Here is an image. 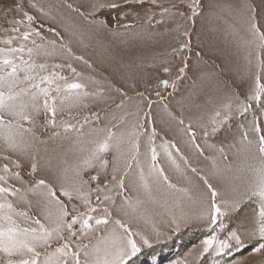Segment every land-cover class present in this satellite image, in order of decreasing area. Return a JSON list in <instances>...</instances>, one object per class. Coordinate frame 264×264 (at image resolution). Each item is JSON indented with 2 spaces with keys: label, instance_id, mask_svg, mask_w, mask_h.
Instances as JSON below:
<instances>
[{
  "label": "rangeland",
  "instance_id": "374dc122",
  "mask_svg": "<svg viewBox=\"0 0 264 264\" xmlns=\"http://www.w3.org/2000/svg\"><path fill=\"white\" fill-rule=\"evenodd\" d=\"M100 3L120 7L94 12L93 5ZM195 5L196 0H0V48L9 47L3 40L30 29L39 31L40 36L33 34L27 41L22 36L14 39L11 47L23 44L25 49L34 48L35 40L43 50L52 52L43 55L34 51L31 56L36 64L48 65L43 74L55 71L67 77L68 82L84 84V91L89 93L77 103L61 104L57 99L55 126L47 123L51 114L45 113L41 97L39 112L32 113L31 121L22 122L23 128L31 131H22L17 137L16 150L0 139V175L7 181L0 184L21 190L7 197L15 209L51 226L45 215L54 218L57 206L41 195L44 189L29 191L43 179L69 210L73 204L78 212L86 213L92 207L97 211L91 215L103 218L107 208L111 220L119 219L131 232L139 233L132 238L137 240L140 252L130 258L129 264H264V252L252 253L246 236V245L230 254L218 256L212 250L203 253L202 245L210 234L222 239L228 228H251L258 215L261 198H249L244 193L256 182L252 169L261 164L255 141L264 135V90L259 92V101L253 97L257 95V83L264 86V49H259L256 42H246L253 41L250 22L264 32V0H199L198 14L193 16ZM163 9L183 15H162ZM25 13L34 17L30 24ZM99 20L107 24L94 23ZM13 28L18 31L13 32ZM50 41H55V49ZM182 44L188 46L174 51ZM23 58L29 60L27 50ZM185 63L187 68L181 74L179 69ZM55 64L64 67L54 69ZM69 64L78 76L67 67ZM163 80L168 81L167 87L161 86ZM149 101L150 116L146 120ZM4 119L12 118L5 115ZM63 124L83 126V135L65 132ZM189 124L195 137L188 135ZM257 126L259 132L254 130ZM109 129L114 133L113 146L101 154L107 166L100 168L94 161L93 167L81 172L83 180L88 181L84 193L89 204L75 194L69 203L60 194L61 185L73 187L74 169ZM153 129L156 136L150 141ZM133 132L135 137L130 136ZM245 135L253 142L251 145L243 141ZM130 139L139 140L138 153L131 151ZM153 145L157 155L154 169ZM213 162L221 170L219 174ZM5 165L7 173L3 171ZM141 170L151 185V197L140 186ZM12 173H19V179ZM92 175L98 179L90 181ZM121 177L123 189L116 186ZM205 179L219 191L217 203L222 211L226 208L220 201L243 196L238 211H228L215 226L207 217L210 194L189 201L181 191L207 193ZM98 186L100 192L95 191ZM105 194L112 199L104 201ZM97 195L101 196L100 202ZM128 200L142 203L134 211L126 203ZM201 212L204 216L198 219ZM17 222L36 226L19 217ZM219 223L225 227L220 228ZM112 227L108 225V229ZM103 235L106 230L101 225L91 236L72 243L89 245L91 241L95 245L98 241L94 237ZM140 236L148 239V245L140 241ZM62 242L54 240L52 247ZM153 249L158 250L150 253ZM147 251L148 257L137 261ZM7 259L0 253V260Z\"/></svg>",
  "mask_w": 264,
  "mask_h": 264
},
{
  "label": "snow or ice",
  "instance_id": "6c2138e0",
  "mask_svg": "<svg viewBox=\"0 0 264 264\" xmlns=\"http://www.w3.org/2000/svg\"><path fill=\"white\" fill-rule=\"evenodd\" d=\"M143 3L145 0H139ZM152 3H156V0H152ZM19 7V5H18ZM72 7V5H68ZM105 7L117 8L120 5L115 3L105 5L103 3L93 5V10L99 11ZM199 7V0H196L195 7L192 8L193 16L197 15L196 9ZM92 13H90L91 15ZM163 14L183 15L182 13H171L170 9H163ZM29 24L34 20V17L24 14ZM83 15V13H81ZM123 15V14H122ZM16 23H22L17 21ZM101 26L107 24L105 20L94 21ZM249 30L253 36V41L256 42L259 49H264V32H261L255 23L249 24ZM13 32H17L18 29L13 28ZM40 36L39 31L30 29L24 31L18 36L10 37L3 40L2 43L9 45L7 48H0V139H2L8 148L16 150L18 147L17 137L20 136L22 131H31V129H24L22 122L31 121L32 113H38L40 109V98L43 97L42 107L45 113L51 114V119H47V123L55 126V114H56V101L57 99L61 104L65 102L77 103L82 97L89 95L88 92L84 91L85 85L80 82H68V78L59 75L53 71L51 73L43 74L44 70L48 68L45 63L36 64L35 61H31V56L34 51L37 54L52 55V52L43 50L41 45L36 44L35 40L32 41L33 47L25 49V45L21 44L19 47H11L14 39L23 38L27 41L31 35ZM187 35V33H184ZM53 49H55V41L49 42ZM187 44H182L179 49L174 51L182 50L187 47ZM27 50L29 60L23 58V53ZM71 50L69 49V52ZM19 54V55H18ZM82 59V57H76ZM54 69L62 68L63 65L55 64L52 65ZM68 68H71L74 75L78 76L75 69L69 64ZM187 64L179 69L182 74L185 72ZM39 69L40 72L36 70ZM168 71V69H164ZM63 81V83H60ZM161 86L167 87L168 81L163 80L160 82ZM175 87V82H173ZM264 90V86L257 83L256 91L257 95L253 97L259 101L261 96L259 92ZM159 95V93H157ZM151 101H149V112L145 114L147 120L150 116ZM5 115L12 119L5 121ZM138 116V112H137ZM169 116L171 114L169 113ZM219 116V113H217ZM175 119V117H171ZM87 122V121H86ZM183 120L180 124H183ZM83 126L77 127L76 125L63 124V130L65 132L74 131L80 135H83ZM188 135L195 137V132L190 131L191 124L188 125ZM255 131L259 132L257 126ZM58 133H54L57 135ZM114 133L111 129L107 131V135L104 136L103 140L97 141L96 146L89 152L88 156L84 158L81 165H78L74 171L76 179L72 188H65L61 185L60 194L68 198L69 203H72L73 196L75 194L77 199H82L85 205L89 204L88 199L84 193V185L88 181H84L81 172L86 168L94 166V161H97L100 168H105L108 161L103 158L102 153H107L113 146L111 141ZM131 137H135L136 133L130 134ZM156 136L155 129H153L149 140ZM243 141H247L249 145L253 142L248 141L247 136L243 137ZM119 141L115 147H119ZM258 152L261 157V164L258 168L252 169L256 176L255 184L247 190L244 195L252 196L258 195L261 199L259 201L258 215L253 218L252 227L249 229L241 228H228L227 235L219 239L215 234H210L207 239L202 242L203 253H208L212 250L216 255L230 254L233 249L239 250L242 246L246 245L245 236L247 237V243L250 244L252 253L259 254L264 252V135H260L255 141ZM131 151L138 153L139 151V140L130 139ZM223 151V149H221ZM151 159L153 161L152 168H155V162L157 159L156 149L153 145L151 147ZM227 159V157H225ZM131 167V164H128ZM213 168L216 174L221 172L220 169L216 168L215 162H213ZM3 171L7 173L9 171L7 165L4 166ZM36 171V164H32V173ZM195 171V169H193ZM162 175V171L160 173ZM14 178L19 179V173H12ZM98 179L97 175L89 177L90 181ZM116 180L115 175L112 178ZM167 181L166 177H163ZM124 178L117 182V187L123 189ZM140 186L144 189L145 193L151 197V185L145 179L143 170L139 173ZM0 182L6 183V177L0 175ZM204 184L207 188V193H193L191 189H182L185 198L189 201L195 200L197 196L201 199L206 198L210 194L209 208L207 211V217L210 225H217L221 217L228 214V211L237 209L240 199L235 198L233 200H222L220 204L224 205L226 210L222 211L221 206L217 203V198L220 196L219 191L210 184L207 179L204 180ZM169 187H172L169 185ZM37 189H44L41 195L45 196L49 203H55L57 206V213L53 218L50 214L45 215V219L49 220L51 226H46L41 223L39 219L29 217L27 212L18 211L14 208L13 204L7 199L8 196H15L20 193L19 188L12 189L10 187L3 186L0 184V253H3L7 260H0V264H129L131 257L136 256L140 252L137 240L133 239V235H140L139 233H133L129 228L119 219L111 220L108 209L105 208L103 218L95 217L91 213L97 211L96 208L88 207L87 212H78L77 206L72 205L71 210L62 203L56 196L52 186L47 184L43 179L37 180L35 185L29 189V191L35 192ZM102 189L98 186L95 191L100 192ZM89 191H92L91 189ZM25 200V203H29L23 195L20 197ZM104 201L111 200L112 197L109 194L103 195ZM97 202H100L101 196L97 195ZM129 207L134 211L140 206L141 201L137 200L132 202L131 200L126 201ZM71 212V214H70ZM204 213L197 214V218H203ZM17 217L23 218L24 220H31L32 226H21L17 222ZM112 224L113 227L108 229V225ZM103 225L106 230V235L100 237H94L98 241L95 245H85L83 243L73 244V240H78L82 237H89L98 227ZM78 226V227H77ZM220 228H224L223 223H219ZM215 232V229H213ZM67 233V235H65ZM54 240L63 241L59 246L53 248L52 242ZM140 241L144 245H148L149 241L144 236H140ZM103 245V247H101ZM91 246V250H90ZM43 249V251H41ZM227 250V251H226ZM83 253L84 259H81Z\"/></svg>",
  "mask_w": 264,
  "mask_h": 264
},
{
  "label": "bare ground",
  "instance_id": "6f19581e",
  "mask_svg": "<svg viewBox=\"0 0 264 264\" xmlns=\"http://www.w3.org/2000/svg\"><path fill=\"white\" fill-rule=\"evenodd\" d=\"M136 227H137V226H136ZM182 239H183V238H182ZM174 242H175V241H174ZM170 244H171V243H170ZM185 248H186V245H185V246H182L181 249H180V250H181L180 252H182L183 250H185ZM156 250H158V249H153V250L150 251V253H151V252H155ZM148 253H149L148 251L145 252V253H142L140 257L138 256L137 261H138L140 258H143V260H144L146 257H148V256H145V255L148 254ZM163 259H164V258H163ZM164 261H165V260H164ZM162 263H163V262H162ZM130 264H135V261H132ZM136 264H137V263H136Z\"/></svg>",
  "mask_w": 264,
  "mask_h": 264
},
{
  "label": "water",
  "instance_id": "95a60500",
  "mask_svg": "<svg viewBox=\"0 0 264 264\" xmlns=\"http://www.w3.org/2000/svg\"><path fill=\"white\" fill-rule=\"evenodd\" d=\"M160 86V85H159Z\"/></svg>",
  "mask_w": 264,
  "mask_h": 264
}]
</instances>
